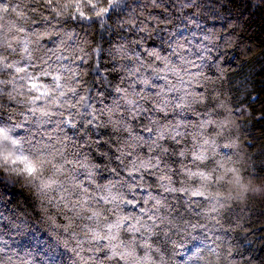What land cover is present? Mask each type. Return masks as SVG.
I'll return each mask as SVG.
<instances>
[{
  "label": "clouds",
  "instance_id": "obj_1",
  "mask_svg": "<svg viewBox=\"0 0 264 264\" xmlns=\"http://www.w3.org/2000/svg\"><path fill=\"white\" fill-rule=\"evenodd\" d=\"M262 53L264 0H0V264H264Z\"/></svg>",
  "mask_w": 264,
  "mask_h": 264
},
{
  "label": "trees",
  "instance_id": "obj_2",
  "mask_svg": "<svg viewBox=\"0 0 264 264\" xmlns=\"http://www.w3.org/2000/svg\"><path fill=\"white\" fill-rule=\"evenodd\" d=\"M253 23H258L257 21H253ZM259 35L257 34L256 36H253L252 39L253 40H259ZM262 55H264V53H262ZM258 99H261L260 96L258 95L257 96ZM262 103H264V100H261ZM255 228V230H257L258 232V236H259V239L264 241V226H261L260 224H257V225H254L253 226ZM261 248H264V244H261L260 245Z\"/></svg>",
  "mask_w": 264,
  "mask_h": 264
}]
</instances>
